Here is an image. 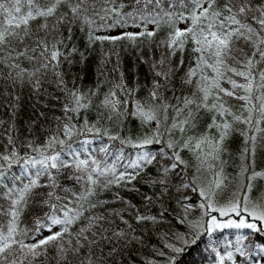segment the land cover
<instances>
[{
  "label": "snow or ice",
  "instance_id": "obj_1",
  "mask_svg": "<svg viewBox=\"0 0 264 264\" xmlns=\"http://www.w3.org/2000/svg\"><path fill=\"white\" fill-rule=\"evenodd\" d=\"M134 4L137 7L132 12H124L125 4L117 0H0V80L12 85L27 83L36 95L59 99L43 89L47 82L63 96L61 115L49 119L39 112L32 121L33 125L41 118L44 121L41 143L17 144L14 126L7 129V145L0 152V264H120L115 257L125 252L134 260L132 251L146 244L141 226L158 230L164 223L167 213L151 214V209L169 193L173 180L180 181L179 188L198 194L202 216L194 221L181 216L178 223L186 225L185 231L163 235L166 242L157 255L165 258L164 264H197L187 257L202 256L208 248L204 237L219 229L250 230L237 236L238 243L264 233V190L253 183L264 178V172L251 165L242 167L244 181L225 197L228 177L221 159L231 127L227 117L254 125L256 132L264 134V128L258 127L264 123V0H134ZM129 19L143 30L95 34L100 28L123 27ZM180 23L185 26L179 27ZM74 25L86 33L89 47L105 41L135 43L155 37L166 26L167 35L159 43L167 53L150 65L153 80L147 97L131 102L129 97L138 89L127 87L122 72L119 82L110 83L104 92L100 83L87 91L76 80L69 86L62 66L67 64L71 71L74 63L87 59L84 52L70 46ZM177 53L180 59L173 66L171 57ZM185 53L190 63L181 84L190 86L191 92L180 97L173 94L177 102L170 103L163 91L169 90L185 64ZM76 55L79 60L73 59ZM23 61L29 62L31 70L21 66ZM113 71H119V63ZM226 98L242 101L246 115L233 113L226 107ZM92 108L97 110L96 121L81 120V113ZM203 113H212L211 122L197 135ZM132 117L145 130L122 136L125 119ZM102 122L115 125L117 131ZM104 137L119 141L116 153L108 144L91 150L93 141ZM247 140L251 146L245 147L242 159L255 156L257 136H247ZM125 146L133 151L126 154ZM185 150L192 157L185 159L181 154ZM191 167L195 168L191 177L181 179L183 170ZM133 181H142L158 192H142ZM113 188L136 193L142 206L117 191L113 200L123 207L107 211L112 201L100 197ZM180 194L187 199L185 193ZM178 203L184 213L196 207ZM36 210L33 227L19 228L20 217ZM29 231L33 238L27 242ZM101 245L111 251L105 253ZM236 251L247 255L243 248ZM219 264H224L223 256Z\"/></svg>",
  "mask_w": 264,
  "mask_h": 264
},
{
  "label": "trees",
  "instance_id": "obj_2",
  "mask_svg": "<svg viewBox=\"0 0 264 264\" xmlns=\"http://www.w3.org/2000/svg\"><path fill=\"white\" fill-rule=\"evenodd\" d=\"M124 3V12H132L137 6L134 4V0H117V3ZM103 14V13H101ZM35 23H40L36 21ZM99 24L100 21H97ZM137 23L139 21L137 20ZM179 27L183 28L184 23H180ZM153 28L149 25V30ZM143 29L137 27L133 24L132 20L129 19L128 24L121 27L117 26L115 28H100L95 34L96 35H119L122 32H138ZM67 35L66 29H61ZM73 39L70 42V46L74 45L79 49L80 52H84L87 59L80 63H74L71 66V71H68L69 66L64 64L62 66L66 73L65 79L69 81V86H71V81L76 80V84L83 90L87 91L89 89H94L97 84L100 83L101 92L108 89L109 84L112 82H119V74L123 73L124 83L129 89H138L129 100L134 103L137 99L146 98L149 90L152 88L153 74L149 70L150 65L155 61H158L162 55L167 53V49L160 45V41L164 39L167 35V27L162 26L157 32V35L152 38L143 37L138 39L135 43L129 42L127 40L117 41L115 44L110 42H97L90 47L88 46L86 33L79 30V25L72 26ZM116 53L119 54L117 57ZM74 60H79V56L73 57ZM180 59V53L176 56L171 57L172 65L175 66ZM119 63V71H113L117 68ZM190 60L188 54L185 53V64L176 72L169 90L163 91V95L166 100L170 103H176L177 101L173 99V94L176 97L188 96L190 95L191 89L188 85H182L181 80L184 73L187 71ZM22 67L31 70V65L28 61H23ZM80 77V79H76ZM50 78V74H49ZM43 89L48 93H52L53 97H58L59 99H53L49 96L41 93L36 95L31 85L16 84L12 85L4 80H0V152L5 151L4 145H7V136L10 126H14L15 132L12 133L17 140V144H24L27 141L35 140L37 144L41 143L43 140V129L41 125L44 123L41 118L35 125L32 124L33 120L37 119L39 112H45L49 119L53 115L59 116L61 112L59 111L61 107V102L63 101V96L60 92L53 87H50L47 82L42 85ZM224 87H230L224 84ZM243 95V93H240ZM19 97V100L15 98ZM133 103H130L129 107H133ZM243 102L236 100L234 98H226V107L230 108L231 111L237 115L244 114L241 109V104ZM258 104V101H256ZM13 105L16 106L15 111H13ZM47 105V107H45ZM171 115V113L169 114ZM212 113H203L201 115V125L196 130V134L204 131V127L207 123L211 122ZM87 118L90 122H95L97 119V110L92 108L87 112L81 113V120ZM228 122L231 127L228 132V136L224 141L223 147L224 152L222 154V161L224 162L222 167L224 170V175L228 177L225 181L227 188L225 189V197L230 195L231 191L235 190L240 180L241 169L244 166L251 165L257 172H264V141L261 140L262 133L255 131L254 125L244 124L242 122H236L231 116L227 117ZM104 127L110 129V131H117L115 125L108 122H102ZM126 130L124 128L120 129L121 135L129 134H139L145 129L139 123V120L135 117L125 119ZM258 127L264 128V123H261ZM31 129V131H29ZM256 135V150L254 158L248 156L242 159V153L245 147H250V142L247 140V136ZM103 144H108L110 150L113 153L121 147L119 141H108L107 137L103 139H95L90 145L93 152ZM125 153L132 152L125 146ZM182 156L185 159L192 157V153L183 151ZM254 160V163H253ZM190 163L194 164V159L190 160ZM219 163V162H218ZM149 173L154 174V170L149 168L147 170ZM195 171L194 167L187 170H183L181 179L190 178L192 173ZM65 186L71 188V183L69 181H64ZM253 183L256 187L264 190V178H257ZM133 185L139 187L142 192H147L151 195L153 192H158V189L152 188L151 186L144 185L141 181L137 183L133 181ZM172 187L169 193L165 194L163 197L156 201V206L151 209V214H158L161 211H165L167 214L164 218V223L157 227L148 225L147 229L141 226V231L144 232V237L146 239V244L140 247L139 250H133L131 257H129L127 252L123 255H117L115 259L120 261V264H148L152 261L153 264H164V257L157 255L158 250L161 245L166 241L162 239L165 233L169 235L180 231L183 232L186 229V225L178 223V218L185 216L188 221H194L200 219L202 216V210L198 208L200 200L196 192L191 191L188 188H179L180 181L173 180ZM179 188V191L177 189ZM119 191L120 195L126 200L132 201L138 207H141V201L139 196L134 192H127L117 188H113L110 192H105L101 195V199H107L112 201V203L107 206V211H111L112 208L120 209L123 207L118 202L113 200L114 194ZM255 192V189H254ZM180 193H185L187 199H184ZM170 197V198H169ZM178 201H183L184 203H190L196 205L192 208L189 213H184L183 209L180 207ZM3 201L0 200V204ZM37 211L26 213L20 217L19 228L21 229H31L33 227L31 221L35 219ZM97 211H105L104 209H98ZM203 219H207L204 217ZM250 230L247 229H219L211 236H205L204 239L208 242V248L203 252V255L193 253L187 257L188 260L195 259L197 264H219L220 257L223 256L224 259L229 260L228 253H232V258L229 262H224V264H264V233L257 234L255 236L249 235L246 240L237 242V236L246 235ZM44 235H48L47 230H44ZM29 239L27 242L31 241L33 234L29 231ZM250 241H252L250 243ZM105 253H109L111 249L109 247H104L101 245ZM243 248L247 255L241 256L236 248ZM49 254L54 256L55 253L51 248H49ZM47 264V262H46Z\"/></svg>",
  "mask_w": 264,
  "mask_h": 264
},
{
  "label": "rangeland",
  "instance_id": "obj_3",
  "mask_svg": "<svg viewBox=\"0 0 264 264\" xmlns=\"http://www.w3.org/2000/svg\"><path fill=\"white\" fill-rule=\"evenodd\" d=\"M240 180H239V183H242L243 181H244V176L243 175H240ZM225 201L223 200V199H221L220 201H219V203H224ZM228 258V257H227ZM229 259V258H228ZM229 260H231V259H229ZM229 260H227V259H224V262L226 263V262H229Z\"/></svg>",
  "mask_w": 264,
  "mask_h": 264
}]
</instances>
